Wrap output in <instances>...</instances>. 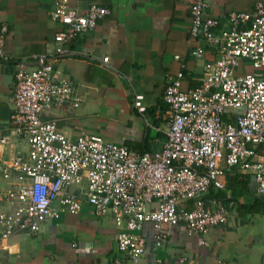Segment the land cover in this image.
<instances>
[{"label": "built area", "instance_id": "2783aa9c", "mask_svg": "<svg viewBox=\"0 0 264 264\" xmlns=\"http://www.w3.org/2000/svg\"><path fill=\"white\" fill-rule=\"evenodd\" d=\"M77 1L53 0L49 17L61 27L52 51L35 54L32 69L14 72L10 128L0 135V153L7 152L0 157V251L10 234H36L60 210L77 213L83 202L116 228V253L105 264L140 260L144 223L156 229V245L167 232L161 227L176 223L202 243L210 227L226 222L224 206L202 200L225 188L226 171L251 176L264 198V5L228 12L221 27L207 0L190 1L188 36L203 40L213 57L203 61L192 88L181 87L183 63L167 77L164 141L158 150L137 153L94 134L68 138L56 128L52 109L76 107L79 98L53 64L68 54L69 40L109 14L96 3L83 11L70 6ZM190 54L202 58L206 50L195 46ZM133 106L144 110L137 97Z\"/></svg>", "mask_w": 264, "mask_h": 264}, {"label": "crops", "instance_id": "0c3cea01", "mask_svg": "<svg viewBox=\"0 0 264 264\" xmlns=\"http://www.w3.org/2000/svg\"><path fill=\"white\" fill-rule=\"evenodd\" d=\"M191 0H79L70 6L80 11L90 3L109 9L92 30L66 43L68 54L53 66L66 79L79 104L55 107L51 113L59 132L68 138L94 134L137 153L158 150L165 138L166 105L161 94L168 76L180 63L181 87L199 82L201 64L213 51L201 39L188 36ZM207 12L225 27L230 11L249 12L264 0H207ZM53 0H0V135L10 128L11 95L17 68L32 69L35 54L52 51L54 33L61 25L50 19ZM205 48L206 57L194 58L190 50ZM179 59H175V56ZM107 57L106 61L102 58ZM137 97L144 110L133 106ZM21 152L25 150L22 145ZM1 152V151H0ZM7 152L0 153L1 156ZM236 173L246 180L244 192L233 197L226 179ZM221 192L228 201L203 196L204 205L221 204L226 222L202 235L187 233L180 223L161 227L167 231L156 245V229L144 223V253L136 264H264V198L257 195L251 176L226 171ZM1 183V179H0ZM253 203L254 211L240 213L237 204ZM257 203V204H256ZM256 204V205H255ZM116 228L110 216H96L83 202L77 213L59 211L44 221L36 234L15 232L4 241L0 264H105L115 253Z\"/></svg>", "mask_w": 264, "mask_h": 264}, {"label": "trees", "instance_id": "16d2710c", "mask_svg": "<svg viewBox=\"0 0 264 264\" xmlns=\"http://www.w3.org/2000/svg\"><path fill=\"white\" fill-rule=\"evenodd\" d=\"M238 176L239 175L234 173L233 176L230 175V177L228 176L227 179H226L227 180L226 181V187L230 190V192H231L233 197L238 196L240 193L244 192L245 186L247 184V181H246L247 179L246 180H241V179L238 178ZM210 195L212 197H214L215 199L221 200V202L228 201L230 199V197H226L225 193L221 192V190L210 191ZM253 206H254L253 203H251V204L239 203V204H237L236 207H237L238 211L240 213H242V212H252V211H254L255 209H254Z\"/></svg>", "mask_w": 264, "mask_h": 264}, {"label": "rangeland", "instance_id": "374dc122", "mask_svg": "<svg viewBox=\"0 0 264 264\" xmlns=\"http://www.w3.org/2000/svg\"><path fill=\"white\" fill-rule=\"evenodd\" d=\"M248 69L250 70V66H248Z\"/></svg>", "mask_w": 264, "mask_h": 264}]
</instances>
